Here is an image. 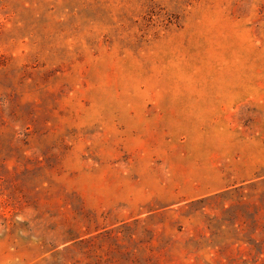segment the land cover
<instances>
[{
	"label": "rangeland",
	"instance_id": "obj_1",
	"mask_svg": "<svg viewBox=\"0 0 264 264\" xmlns=\"http://www.w3.org/2000/svg\"><path fill=\"white\" fill-rule=\"evenodd\" d=\"M0 264H264V0H0Z\"/></svg>",
	"mask_w": 264,
	"mask_h": 264
}]
</instances>
